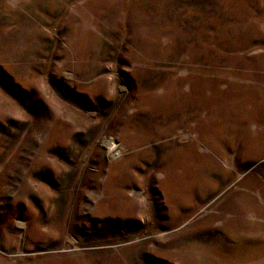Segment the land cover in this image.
<instances>
[{"label":"rangeland","instance_id":"obj_1","mask_svg":"<svg viewBox=\"0 0 264 264\" xmlns=\"http://www.w3.org/2000/svg\"><path fill=\"white\" fill-rule=\"evenodd\" d=\"M0 264H264V0H0Z\"/></svg>","mask_w":264,"mask_h":264}]
</instances>
